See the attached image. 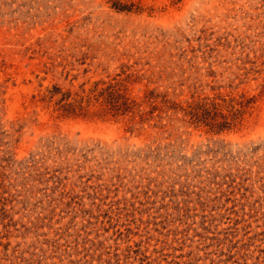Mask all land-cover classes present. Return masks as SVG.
I'll return each mask as SVG.
<instances>
[{"label":"rangeland","instance_id":"rangeland-1","mask_svg":"<svg viewBox=\"0 0 264 264\" xmlns=\"http://www.w3.org/2000/svg\"><path fill=\"white\" fill-rule=\"evenodd\" d=\"M0 264H264V0H0Z\"/></svg>","mask_w":264,"mask_h":264}]
</instances>
